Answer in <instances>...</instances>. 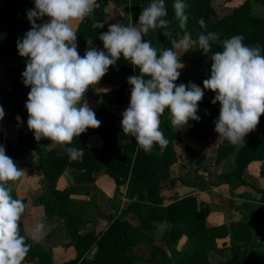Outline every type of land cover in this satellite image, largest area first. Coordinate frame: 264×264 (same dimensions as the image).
Wrapping results in <instances>:
<instances>
[{
  "label": "trees",
  "instance_id": "1",
  "mask_svg": "<svg viewBox=\"0 0 264 264\" xmlns=\"http://www.w3.org/2000/svg\"><path fill=\"white\" fill-rule=\"evenodd\" d=\"M33 1L0 0V62L18 53L17 42L23 40L28 27L25 21L16 19V10L19 5L31 4ZM252 1L264 5V0H245L241 7L235 9L230 15L222 17L213 7L211 0H184L187 4L188 21L186 26L181 28L174 16L172 8L174 0H165L168 12L165 19L170 21L168 29L150 30L144 39L151 42L159 55L161 49L171 48L172 39H180L185 31L191 33L192 40L198 39L202 32L210 31L219 33L221 41L234 35H242L246 46L259 45L261 54L264 55V17L252 14ZM96 2L99 7L94 8L75 30L78 43L85 49L88 47L87 40L91 39L94 47L103 50V43L99 36L108 30L104 23L111 16V3L115 6L124 5L126 2L131 3L133 15L139 18L141 11L152 0H96ZM200 18L205 20L206 28H202L198 23ZM123 25L131 24L127 22ZM166 30L170 31L171 35H165ZM196 49L203 51L199 45ZM222 50V45L218 41L212 44L209 52H203L197 59L192 60L193 63L198 62L205 71L201 77L195 75V78L200 81V88L204 95L197 106V115L200 119L190 121V135L193 138L201 139L204 137L203 134L215 131L214 122L219 117L221 106L218 102L212 103L215 93L204 89L203 82L211 75V56ZM17 71L19 69L15 70ZM134 75H140L139 69H135L130 61L121 56L115 65L109 67L106 75L97 84L90 86L85 93V99L91 97L102 101L95 113L96 118L101 121V126L97 129H87L85 133L74 137L71 144L58 145L57 148L48 152L41 148V141L44 139L36 141L34 133L27 127L28 113L25 108L27 101H19L16 82L13 81L14 91L5 96L0 95V106L8 108L20 131L17 143L0 133V146L5 147V154L12 158L21 169L30 167L34 159L38 157L46 182L45 192L38 198L39 203L44 206L47 218H63L72 230L77 257L61 264H134L136 259L129 252L139 243H152V238L143 230L155 229L156 222H166L172 226L169 235L165 238L169 244L177 242L183 235L195 238L196 241L191 249L183 252H177L176 249L171 248L175 256L174 261L167 257L163 248L153 247V257L148 262H155V264H264V250H261L264 239L260 242L253 237L260 227L264 229V201L258 205L243 203L248 210V213H243L244 221L232 222L226 227L207 226L206 220L210 214V207L200 204L195 196H186L169 205H164L163 182L170 179L169 169L177 162L174 143L179 139L180 132L179 128L172 126L169 110L165 109L160 117V130L169 141L168 145L161 149L158 144H154L150 152H145L138 146L135 137L122 131L121 124L114 113L116 106L130 104L131 89H115L96 95L100 83H117L115 80L119 83ZM189 82L191 81H187L185 85ZM17 116L21 118L19 122L16 119ZM260 120L264 121V115H261ZM93 135L102 138L100 147L88 145V140ZM68 147L82 149L83 155L77 159H71L64 150ZM188 151L193 152L191 149ZM234 153H237L236 165L233 172L228 174L229 178L237 177L244 185L261 193L264 199V190L257 189L245 179L246 169L254 161H261V175L264 177V128H255L238 145H232L222 137L216 159L217 164L223 163ZM68 169L77 183H94L96 180L94 175L105 170L115 180L118 189L127 186L130 201L123 210L125 215L129 212L135 214L140 223L138 230L133 231L132 225L126 218H117L99 237L92 231L82 232L85 224L81 215H75L76 206L71 200V194L76 191L75 187L64 190L57 188L58 180ZM175 182V179H171L172 185ZM18 224L20 235L25 238L26 245H30L22 264H55L51 256L43 251L32 237L24 233L22 223L18 222ZM224 234L230 236L232 256L226 261L212 262L208 252L216 248L218 235ZM94 249L96 251L93 258L86 260L85 256Z\"/></svg>",
  "mask_w": 264,
  "mask_h": 264
},
{
  "label": "clouds",
  "instance_id": "2",
  "mask_svg": "<svg viewBox=\"0 0 264 264\" xmlns=\"http://www.w3.org/2000/svg\"><path fill=\"white\" fill-rule=\"evenodd\" d=\"M34 4V9L27 12L31 29L17 42V49L21 57L29 58L22 77L24 85L30 86L25 104L27 127L36 141L46 139L69 145L87 129L99 128L101 121L82 101L89 87L97 84L121 56L140 72L128 78L130 104L122 114L121 128L135 137L145 152H150L154 144L161 149L168 145L160 130L165 109L170 112L172 126L179 129L190 120L200 119L197 106L204 92L191 82L175 83L183 67L176 50L189 48L193 43L191 33L185 31L180 39H172V47L161 49L159 55L144 39L150 30L168 29L165 0H152L135 24H110L99 36L103 50L88 39L83 57L77 51V34L72 24L99 7L96 0H34ZM172 8L184 28L188 21L187 4L174 0ZM198 23L207 27L203 18ZM164 34L171 32L166 30ZM243 40L242 35H234L221 41L219 33L210 31L199 34L196 41L204 53L211 50L213 43L219 41L222 45L223 50L211 56V75L204 80L203 88L215 93L212 103L221 106L215 131L232 145L242 143L264 115V55L259 45L246 46ZM4 116L0 107V120ZM16 119L19 122L21 118ZM64 150L71 159L83 155L82 149ZM23 175L24 170L0 146V264H22L30 248L20 235L18 224L26 206L20 199H13L6 187ZM43 228V223L36 224L31 230L32 238H37Z\"/></svg>",
  "mask_w": 264,
  "mask_h": 264
},
{
  "label": "rangeland",
  "instance_id": "3",
  "mask_svg": "<svg viewBox=\"0 0 264 264\" xmlns=\"http://www.w3.org/2000/svg\"><path fill=\"white\" fill-rule=\"evenodd\" d=\"M225 1L228 2V0L216 1V3H218V14L220 16H224L229 13L228 9H226V11L223 8V2ZM34 7L35 4L33 1L31 4L19 5L16 10V19L25 21L27 23L28 31L31 29V24L27 18V12L31 9H34ZM131 8V3L128 2H126V4L124 5L113 7L116 12L115 16L113 17L112 15L111 18H108V22L106 21L105 23H107L108 27L111 23L115 24L117 22H120L122 24L129 22L131 25L136 23L138 21V18L133 15ZM43 20L46 21L47 18L45 17L43 18ZM42 22L43 21H37L38 24ZM78 26L79 21H74L72 24L74 31ZM196 41H198V39L193 40V43L187 49L176 50L178 58H180V62L183 65V67L179 69L180 76L175 82L177 85L185 84L187 81H191V83H197L195 85L201 87L200 81L198 80V78H195V75L197 74L201 77L205 74V71L202 69L201 65L198 62L193 63L192 61L194 59H197L203 53V51H199L198 49H196L198 45ZM77 44V51L80 56H83L85 51H83L82 49L85 48L81 46L78 41ZM28 59L29 58L27 57H21L18 52L14 57L7 59L4 62H0L1 96H5L9 92L15 90V85H13L14 81L17 84L19 101H27V97L30 92V86L26 87L24 85L22 74L26 70ZM16 69H19V71L15 72ZM115 81L117 83H112L115 86V88L112 90L121 88L131 89V86L127 82L128 79H125L119 83L117 80ZM85 97L86 94L83 98L82 103L87 102V104L90 105L88 101L91 97H88L87 99H85ZM128 107L129 104L118 105L115 107L116 114L120 120H122V114ZM3 109L5 112V116L2 120H0V131H3L9 139L17 143L19 141L20 131L16 126V123L13 120L8 108L3 107ZM119 115L121 116L119 117ZM190 121L185 127L180 129L179 139L174 143L177 162L173 164L169 169L170 179L163 182L164 186L170 188L172 185L171 179H175L176 182L173 186H176L177 184L179 186V190L173 192L172 195L170 194L169 198L167 195H164V193H162L164 205H169L186 196H195L200 204H204L210 207V214L206 220L207 226L226 227V225H230L232 222L237 223L242 220L244 221L243 213H248V210L244 207L243 203L258 205L262 201H264L263 195L252 189V187L244 185L237 179V177L232 176L231 178H229L228 174L233 172V170L235 169L237 153L232 154L223 163L217 164L216 159L218 156V149L222 137L219 136L216 131H214L206 135L203 134L204 137H202L201 139L193 138L190 135ZM256 128H264V121L259 120ZM188 149H191L193 152L190 153ZM33 163L34 162H32V165L30 167L33 166ZM261 166V161L252 162L246 169L245 179L252 185H254V187H256L257 189L264 190V177L261 175ZM25 168H23L24 171ZM101 172H104L105 175H109L105 172V170ZM36 173L34 174L35 180H33V187H37L38 185V177ZM184 175H186V179H183ZM27 176V174L23 175L19 180H17L19 181L18 183L23 184L22 179L24 177L26 178ZM12 184L14 185V181H11L9 185L6 186L10 189V192ZM17 187H19V185ZM29 189V194L30 192L37 191L34 188ZM121 189L117 190V194L115 191L114 196L109 200V203H107L108 209L112 212L107 214V216H104V221L102 222L103 224L98 225L93 221H97V217H91L92 221L88 222L91 224V227H94V229L97 231H95V234L98 237L101 236V234L105 232L117 218H126L127 221L132 225L133 231L135 232L140 226V223L137 220L135 214L130 212L126 215L124 214L123 209L129 203L130 198L127 195L123 200V192L121 191ZM19 194H22V192H19ZM99 201L100 200L95 199L93 204L99 206ZM90 202L91 201H86L87 206L90 204ZM74 203L76 208L78 209L82 206L83 202L77 201ZM101 211L102 208L100 207L98 209V212ZM81 217L84 216L81 215ZM155 225L156 228L153 230H143L145 234L149 235L152 238V243H139L133 246L132 250L129 252V254L136 259L134 264H155V262H148L153 257V247L163 248L167 253V257L171 260L173 259L174 261L175 256L171 252V248L176 249L177 252H183L187 249H191L193 247V243L196 241L195 238H189L187 237V235H183L177 242L169 244L165 238L167 235H169L172 226L170 224H167L166 222H156ZM253 237L256 241L263 242V227H260L258 232L253 235ZM217 238L216 248L210 250L208 252V256L210 258V261L212 262L226 261L232 256L230 250V236H225L224 234L218 235ZM261 250H264V245L261 247ZM94 254L95 252L91 256L89 254L85 256L86 260L92 259Z\"/></svg>",
  "mask_w": 264,
  "mask_h": 264
},
{
  "label": "crops",
  "instance_id": "4",
  "mask_svg": "<svg viewBox=\"0 0 264 264\" xmlns=\"http://www.w3.org/2000/svg\"><path fill=\"white\" fill-rule=\"evenodd\" d=\"M216 1L217 0H211V3L215 8V10L218 12L219 7ZM244 2L245 0H228V2L226 1L223 2L224 4L223 8L224 10L228 9L229 13L227 15H230L235 9L241 7ZM251 4H252V14L259 17H264V5L255 1H252ZM113 7H115L114 4H110L111 16L113 15L114 17L116 12L113 9ZM81 21H79V25ZM104 25L106 28H108L107 23H104ZM82 50L86 51V49H82ZM114 88L115 86L113 84L100 83L96 95H98L101 92H107ZM88 103L90 104L89 107L96 113V111L101 106L102 101L96 100L94 98H90ZM114 113L117 116L115 109H114ZM120 116L121 115H119V117ZM118 122L121 124V120L119 118H118ZM0 133L6 136V134L3 131H0ZM88 145L91 147H100L102 145V138L98 135H93L90 137L88 141ZM57 147L58 144H55L50 140L44 139L41 141V148L46 152L55 149ZM33 162L34 163L32 167L25 168L24 175L27 174L28 176L22 179L23 184L18 183L19 181L16 180L14 181V185L13 184L11 185L10 195L13 197V199H20L21 201H23V203L26 206L24 213L21 215L20 220L18 221L22 223L24 233L32 237L31 235L32 228L36 224L43 223L44 228L42 232L37 236V238L35 239L32 238V239L40 245L43 251H45L51 256V260L53 263L61 264L70 261L72 259H75L77 257V248L74 243L72 230L67 225L66 220L63 218H47L46 210L44 206H42L39 203L38 198L42 196L43 193L45 192L46 182L44 179V174L42 172V169L39 165L38 157H36ZM35 173L37 174L38 177L37 187L32 186L33 180H35L34 177ZM94 177H96L94 183H77L75 177L68 169L60 177L57 183V188L59 190L75 187L76 191L71 194L72 202L73 203L77 201L83 202L82 206L80 207V209H82L81 212L77 208H76L77 210L74 209L76 216L77 215L84 216L81 217L82 221L85 224V227L82 229V232H87V231H92L93 233L97 232L94 229V227H91V224L88 222L92 221L91 217L93 218L97 217V221L96 220L93 221L96 222V224L98 225L103 224L102 222L104 221L103 220L104 216H107V214L112 212L108 209L107 203H109V200L114 196L115 191L117 194V190H118L115 181L109 175H105L104 172H99L95 174ZM183 179H186V175L183 176ZM25 184L28 186V188ZM18 185L19 187H17ZM178 187L179 186L177 184L176 186L171 185L170 188H167L165 186V189L163 190L162 193H164V195H167L169 198L170 194L172 195L173 192L179 190ZM29 188H34L39 192L35 191V192H30L29 194V190H30ZM121 191L123 192V200H124L128 195V187L127 186L122 187ZM19 192H22V194H19ZM95 199L100 200L99 206L93 204ZM85 200L91 201L88 206ZM100 207L102 208V211L98 212V209ZM95 250L96 249H94L89 255L91 256L95 252Z\"/></svg>",
  "mask_w": 264,
  "mask_h": 264
}]
</instances>
